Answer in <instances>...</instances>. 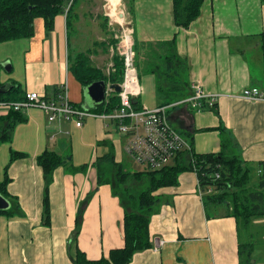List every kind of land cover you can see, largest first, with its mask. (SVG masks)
Listing matches in <instances>:
<instances>
[{
    "label": "crops",
    "instance_id": "crops-1",
    "mask_svg": "<svg viewBox=\"0 0 264 264\" xmlns=\"http://www.w3.org/2000/svg\"><path fill=\"white\" fill-rule=\"evenodd\" d=\"M121 1L118 8L124 10ZM108 2L77 0L68 22L66 14L59 13L47 32L43 20L37 18L33 36L0 42V84H18L21 93L36 91L50 98L66 82L70 100L92 109L68 69V55L73 38L78 51L91 52V65L106 75L114 70L111 41L116 37L112 33L116 21L109 14ZM171 12V0H135L134 41H168L176 35L177 53L187 63L190 84L199 82L213 95L218 109L216 114L208 107L197 111L186 101L173 103L167 110L171 125L188 138L197 153L218 151L221 136L226 135L229 151L258 175L259 163L264 162V100L246 99L240 93L249 87L264 93V81L258 85L256 77V70L261 69V75L264 70L259 36L264 33V0H204L200 15L187 29L174 24ZM109 36L113 39L108 40ZM143 49L135 60L142 92L134 98L139 107L152 109L158 106L156 81L153 73L145 71ZM4 113L0 108V115ZM22 113L25 120L15 124L11 140L0 144V180L11 151L24 154L7 168V189L18 206L12 205V215H0V264H73L68 249L77 218V245L88 258L97 259L121 247L124 210L119 197L106 184L96 186L93 172L86 177L73 174L85 167L72 161L74 143L86 142L87 168L92 170L98 151L94 143L107 137V121L90 117L81 127L70 121L55 122L48 129L40 108L30 107ZM45 149L65 158L48 185L49 225L42 223L47 177L35 159ZM113 155L119 161L118 150ZM177 181L155 192L159 201L149 222L152 246L135 252L127 264H240L242 244L247 247L244 264H264V216L246 224L243 242L239 225L226 215L225 206L204 208L195 172L184 171Z\"/></svg>",
    "mask_w": 264,
    "mask_h": 264
},
{
    "label": "trees",
    "instance_id": "trees-1",
    "mask_svg": "<svg viewBox=\"0 0 264 264\" xmlns=\"http://www.w3.org/2000/svg\"><path fill=\"white\" fill-rule=\"evenodd\" d=\"M77 0H0V42L28 38L33 36L34 21L37 18L43 20L45 30L48 32L53 28L54 17L59 13H70ZM172 16L174 24L182 29H187L190 24L200 15L204 0H171ZM126 19L132 25L133 5L135 0H122ZM70 5L68 6V4ZM116 34L117 31H113ZM261 61L264 66V33L260 35ZM176 35L171 39L157 42L139 43L134 41L135 60L142 47H145V71L153 73L156 81V98L158 106H169L173 103L184 101L190 95V82L188 80V66L185 59L177 53ZM115 45L116 39L111 41ZM90 51L77 52L70 59L68 69L75 79L81 84L83 92L92 82L104 80L106 83H119L122 81V61L114 58V70L108 75L101 69L91 65L89 59ZM136 63V62H135ZM137 68L139 67L136 64ZM140 69V68H139ZM140 72H143L142 68ZM139 71V70H138ZM58 92L60 89H57ZM18 84L3 86L0 84V100L16 102L23 99L25 93H21ZM132 103L138 108L139 101L134 97ZM117 94L108 92L103 102L92 104L93 112H112L118 107ZM203 107H207L206 101H202ZM218 114L216 104L208 107ZM87 109V108H86ZM25 117L21 111L8 110L0 115V144L9 142L12 137L14 126L17 122L24 121ZM220 129V127H218ZM187 138V137H186ZM188 140V138H187ZM180 152L174 161L166 167L158 170H140L130 172L124 168L121 161H115V155L106 153L96 158L95 165L101 162H109L114 167L115 178L113 182V193L119 197L115 188L121 184L124 186V194L121 196L123 206V218L121 222L123 244L121 247L111 248L106 255L97 259H90L86 253L77 245L80 231L78 218L72 236L70 238L68 253L73 264H127L131 261L135 252L151 247L149 233L150 217L155 212L159 201L155 192L163 187L178 184L179 175L184 171H193L196 174L197 186L201 195L202 204L205 207L222 205L226 207V215L235 218L238 225L246 226L256 217L264 216V162L259 163L258 180L251 183L249 168L243 165L241 159L229 151L230 138L222 134L220 149L214 152L197 153L193 150ZM24 154L12 150L8 164L4 168L3 178L0 180V194L10 202L7 209H0V215L10 216L13 207L18 206L17 200L9 193L7 185L10 178L7 172L9 163L23 157ZM36 162L47 177V187L43 197L42 223L49 225V199L48 185L57 167L65 163V158L54 150L45 149L36 156ZM97 167V165H96ZM81 168V167H79ZM98 182H106L104 173L98 170ZM103 176V179H102ZM134 180L128 186V180ZM148 182L145 189L134 191L136 182ZM208 210V209H207ZM206 210V214L207 213ZM247 248V247H246ZM240 264L248 261L242 258L243 246L239 249Z\"/></svg>",
    "mask_w": 264,
    "mask_h": 264
},
{
    "label": "built area",
    "instance_id": "built-area-1",
    "mask_svg": "<svg viewBox=\"0 0 264 264\" xmlns=\"http://www.w3.org/2000/svg\"><path fill=\"white\" fill-rule=\"evenodd\" d=\"M70 3L68 4V6ZM116 35V53L122 61V81L117 92L118 107L112 112L97 113L72 102L68 96L66 82L60 91L50 98L36 91H27L23 99L14 102L0 100V108L24 112L30 107L40 108L47 117V128L55 122H73L81 127L86 118H100L107 121V126L113 125L122 137L124 154L145 170H158L171 164L176 155L191 150L187 138L182 136L172 125L168 117V106H156L152 109L137 108L131 98L141 94L139 71L135 63L134 28L124 15ZM192 92L184 101L197 111L202 109V101L207 107L213 104V95L207 94L199 82L190 84ZM111 92L110 89L107 90ZM106 94V95H107ZM246 99H263L264 93L257 87L243 89L240 93ZM51 139L54 136L51 135Z\"/></svg>",
    "mask_w": 264,
    "mask_h": 264
},
{
    "label": "rangeland",
    "instance_id": "rangeland-1",
    "mask_svg": "<svg viewBox=\"0 0 264 264\" xmlns=\"http://www.w3.org/2000/svg\"><path fill=\"white\" fill-rule=\"evenodd\" d=\"M119 1L120 0H117L118 4H119ZM122 3H121V5H122ZM121 12H122V14L124 16L125 11L123 9H121ZM98 31L100 32V30H98ZM115 31H117V33L115 34V35H117L118 34V30H115ZM109 39H113V38L109 36L108 40ZM115 39H116V37H115ZM116 44H117V39H116L115 46H113L114 51L112 50V57L116 53V50H115ZM70 45L72 47V50L70 51V57H71L70 59H72V58L75 57L76 53L77 52H80V51H78V47L75 44H73V38L71 39V44ZM84 48L85 47H83V49ZM256 77L258 78L257 79L258 80L257 81V84L258 85H263V81H264V79H263L264 78V70H263V74L262 75H261V69L259 71L256 70ZM107 84L109 85L111 83L108 82ZM141 107H144V106H141ZM141 107H139V108H141ZM105 132H107V134H108L107 137L103 138L102 140H98L97 139L95 141V143H94V145L98 148L97 154L93 157L94 159L95 158H98V157H101L102 155H104L106 153L114 154L115 151L118 150V152H119V161H121V163L123 164V166H124L125 169H127L130 172L145 170V169H143L142 166H140V165L132 162L131 160H129L128 157L124 154V151H123V148H122V137H121V135H119L116 132V129H115V127L113 125H110L108 127V129L106 128ZM85 143L86 142L84 140L80 144L74 143L75 146H76V148L74 149V154H73V160L72 161L75 164V166L85 165V167L83 169H79L78 170L79 172H75L73 174L74 175L80 174V175H83V177H86V173H89V171H91V172H93L94 179L96 181V186H98L100 184L101 185L102 184H106L110 188V190H112L113 189V182H114V178H115L114 167L109 162H101L100 164H96L97 167L94 164V167H92V170H91V168L88 169L87 166L89 167L90 160H89V157H87V155L85 154L86 153V150H87L85 148ZM112 143H113V145H112ZM83 144H84V146H83ZM67 154H69V152H67ZM97 168H98L99 171L101 169V171L104 173V178L106 179V182H102V183H99L98 182V172H97ZM249 175H250L249 178L251 179V183H256L257 180H258L257 173L256 172H253V170L250 169ZM102 179H103V176H102ZM132 182H134V180L129 179L128 182H127L128 186H130L132 184ZM147 184H148V182H145V181L136 182V186L133 187L135 190L134 191H130V193L139 192V191L145 189L146 186H147ZM124 186H125V184H121L119 187L115 188L116 191H117V193H118V195H119V198L120 199H121V196L125 195L124 194V191H123ZM244 227L245 226H243L242 224L239 225L240 237H242L244 235V233H245V231H243V228ZM242 241L244 242V237H242ZM242 246H243V250L245 252L247 248H246V246L244 244H242Z\"/></svg>",
    "mask_w": 264,
    "mask_h": 264
},
{
    "label": "water",
    "instance_id": "water-1",
    "mask_svg": "<svg viewBox=\"0 0 264 264\" xmlns=\"http://www.w3.org/2000/svg\"><path fill=\"white\" fill-rule=\"evenodd\" d=\"M114 30H119V23L115 22L112 24ZM110 89L112 92L117 93L120 90L118 83L107 84L104 80H97L90 83L86 88L85 92L92 104L103 102L106 98L107 90ZM10 206V202L0 194V209H7Z\"/></svg>",
    "mask_w": 264,
    "mask_h": 264
},
{
    "label": "bare ground",
    "instance_id": "bare-ground-1",
    "mask_svg": "<svg viewBox=\"0 0 264 264\" xmlns=\"http://www.w3.org/2000/svg\"><path fill=\"white\" fill-rule=\"evenodd\" d=\"M108 1H109L108 2L109 3V14L111 15L112 20L116 21L117 23L119 22V25L121 26V22H122L121 19L123 18V14L121 12V9L118 8L119 4L117 0H108Z\"/></svg>",
    "mask_w": 264,
    "mask_h": 264
}]
</instances>
